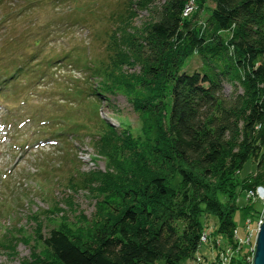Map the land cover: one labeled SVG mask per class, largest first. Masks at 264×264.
Instances as JSON below:
<instances>
[{"label": "trees", "instance_id": "1", "mask_svg": "<svg viewBox=\"0 0 264 264\" xmlns=\"http://www.w3.org/2000/svg\"><path fill=\"white\" fill-rule=\"evenodd\" d=\"M194 1L196 11L184 16L189 0H126L128 16L109 34L106 56L85 65L99 80L88 90L97 131L91 141L105 169L84 176L96 212L90 220L79 212L77 225L62 222L48 235L34 218L32 253L21 264H219L224 246L234 249L230 264H250L233 230L238 210L252 220L262 213L245 194L264 188V0ZM140 11L148 16L137 27L132 18ZM3 33L0 60L15 52L9 47L15 36ZM193 54L203 69L181 72ZM31 62L1 67L0 90L36 73L53 74L51 60ZM225 80L235 88L231 95ZM117 93L137 113L136 131L99 119V97ZM84 124L76 121L70 130ZM250 160L255 168L242 176ZM30 238L12 234L5 246L16 254L17 240Z\"/></svg>", "mask_w": 264, "mask_h": 264}, {"label": "rangeland", "instance_id": "2", "mask_svg": "<svg viewBox=\"0 0 264 264\" xmlns=\"http://www.w3.org/2000/svg\"><path fill=\"white\" fill-rule=\"evenodd\" d=\"M125 4L126 0H0V25L4 26L1 34L9 31L8 36L16 38L9 46L15 52L0 60V68L12 66V60L36 63L44 58L53 62L52 75L43 78L40 73L33 74L0 93V264H21L24 258H30L34 218L42 221V233L48 235L50 229L62 222L77 225L79 212L89 220L96 212V196L87 188L84 176L92 170L105 169V161L93 149L91 141L97 131L91 122L93 97L88 96V90L99 86V80L90 78L91 70L85 65L106 56L109 34L117 27L120 16H128ZM188 4L193 8H189L188 16H191L197 4L194 0ZM209 5L213 7L214 3ZM147 16L146 11H140L132 18L133 25L142 26ZM207 16L204 10L200 24ZM37 41H40L38 45ZM202 67L201 56L193 54L181 72L192 73ZM223 89L228 95L235 91L227 80ZM76 90L84 91L82 96ZM99 99V119L117 129L124 122L133 131L137 130L138 115L122 93ZM49 116L67 120L49 123L45 120ZM76 121L85 126L77 133L68 131ZM255 165L248 161L241 175L252 172ZM255 204L262 205L261 217L264 202ZM248 215L238 210L234 217L242 239L246 238L244 227ZM213 223L217 226V218H212ZM19 228L25 231L18 233ZM12 234L20 238L26 234L30 238L29 242L17 240L16 254L5 246L6 238ZM247 249L249 244L243 243V251ZM210 252L209 244H204L201 253ZM251 257L253 264L254 252ZM187 264H199V261Z\"/></svg>", "mask_w": 264, "mask_h": 264}, {"label": "built area", "instance_id": "3", "mask_svg": "<svg viewBox=\"0 0 264 264\" xmlns=\"http://www.w3.org/2000/svg\"><path fill=\"white\" fill-rule=\"evenodd\" d=\"M191 3V2H190ZM190 4H188L184 10V16H188L189 15V8H191V6H189ZM194 7V6H193ZM193 9V8H191ZM245 199L251 202H259L262 203L264 202V188H250L246 191L245 194ZM262 223V216L257 218L256 220H252L251 218H248L245 220V229H246V238L242 239L240 238L239 234H238V229L235 228L233 230V238L234 240L237 242V247H240L243 243L249 244V251H250V255H249V260L252 258L251 257V253H253L255 251V237L256 234L258 232L259 226ZM201 240L203 242L208 241V236L207 234H203L201 237ZM218 243H221L220 240H218ZM234 252V249H232L231 246L229 247H225L224 249H222L221 253H220V259H219V264H230L231 259H232V254ZM253 263V261H252Z\"/></svg>", "mask_w": 264, "mask_h": 264}, {"label": "water", "instance_id": "4", "mask_svg": "<svg viewBox=\"0 0 264 264\" xmlns=\"http://www.w3.org/2000/svg\"><path fill=\"white\" fill-rule=\"evenodd\" d=\"M253 264H264V212L262 215V223L255 237Z\"/></svg>", "mask_w": 264, "mask_h": 264}]
</instances>
